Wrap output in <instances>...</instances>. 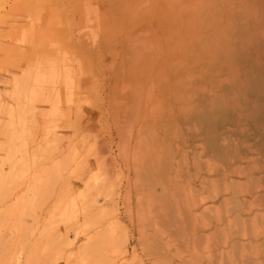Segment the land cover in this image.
Listing matches in <instances>:
<instances>
[{"label": "rangeland", "instance_id": "rangeland-1", "mask_svg": "<svg viewBox=\"0 0 264 264\" xmlns=\"http://www.w3.org/2000/svg\"><path fill=\"white\" fill-rule=\"evenodd\" d=\"M262 1L0 0V264H264Z\"/></svg>", "mask_w": 264, "mask_h": 264}, {"label": "bare ground", "instance_id": "bare-ground-1", "mask_svg": "<svg viewBox=\"0 0 264 264\" xmlns=\"http://www.w3.org/2000/svg\"><path fill=\"white\" fill-rule=\"evenodd\" d=\"M262 2H264V0ZM258 176H260V175H257L256 178L259 179L261 176L260 177H258ZM259 189H262V188L258 186L257 190H259ZM261 192H264V190H261ZM256 193H258V192H256ZM249 211H251V208H249Z\"/></svg>", "mask_w": 264, "mask_h": 264}]
</instances>
